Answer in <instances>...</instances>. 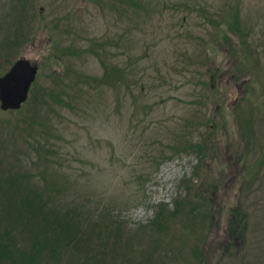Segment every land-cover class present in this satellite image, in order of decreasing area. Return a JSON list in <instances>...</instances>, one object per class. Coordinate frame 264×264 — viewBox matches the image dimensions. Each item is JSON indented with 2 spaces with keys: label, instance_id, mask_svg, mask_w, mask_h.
I'll use <instances>...</instances> for the list:
<instances>
[{
  "label": "rangeland",
  "instance_id": "obj_1",
  "mask_svg": "<svg viewBox=\"0 0 264 264\" xmlns=\"http://www.w3.org/2000/svg\"><path fill=\"white\" fill-rule=\"evenodd\" d=\"M19 1L0 0V38L21 23L30 38L8 58L39 72L20 108L0 103V176L38 185L44 211L70 210L121 262L138 264L158 233L149 264H199L197 242L200 264H264V0ZM42 87L47 102L33 98ZM184 178L209 217L177 214L154 231ZM10 199L0 195L3 228ZM80 244L62 248L63 263L89 264Z\"/></svg>",
  "mask_w": 264,
  "mask_h": 264
},
{
  "label": "trees",
  "instance_id": "obj_2",
  "mask_svg": "<svg viewBox=\"0 0 264 264\" xmlns=\"http://www.w3.org/2000/svg\"><path fill=\"white\" fill-rule=\"evenodd\" d=\"M28 1L29 0H20V7L22 5L23 8L27 9L29 5ZM18 21L22 20L19 19ZM20 24L21 23L18 22L12 30V35H14V37H9L8 35L7 38H3L2 41L0 38V74L14 61L8 58L7 54L9 52L11 53L10 50L30 38L24 35V30L22 31L20 29ZM231 28L238 30L240 29V25L236 21V24H231ZM224 35H226L225 38L227 39L230 34L226 33ZM2 47L6 50L3 53H1ZM7 59L10 60L9 65L2 68L1 60ZM47 94L48 93H46L45 89L42 87L40 93H35L33 98L35 99V97L39 95V99L46 101ZM34 104V109L39 108L38 103ZM253 119V115L242 118V120L248 121L249 123H251ZM249 128L248 130L244 127V132L250 137L251 127ZM241 131L243 132V129ZM38 146L40 145H35L34 148L38 150ZM191 147H196L198 149L202 148L201 144L197 143L194 145L192 143ZM12 171H2L3 175L0 176V195L5 193L6 196L8 195V198L11 197L10 200L5 201V208L9 211L7 218V220L9 219V224L4 225L5 228L0 226V264H72L69 263V261L68 263L62 262L61 258L64 254L62 248H64V246L68 247L69 245L78 247L81 245L80 240L85 241L86 246L83 244L84 247L82 246L83 248L81 249L85 251L84 255L89 258V264H137L128 256L127 258L124 257L123 262L118 261L116 255L120 247L112 243L113 241L111 242V239L109 242L105 243L104 237H102V244L106 246V250L102 251V245H100L99 249L98 243L100 244V239L97 240V238L93 236L96 231L89 227L88 236V230L84 231L80 228V223L82 221L75 218V214L72 216L70 210L66 209L61 214H58L55 209V213H52L51 209L44 211L42 208L44 207V202H38L43 194L42 190H39V186L24 179H20V177L17 176L16 173L13 174ZM22 174L26 175L27 173L23 172ZM183 180L186 194L175 199V201H173V206H170L169 203L166 202H161L159 204L156 215L152 219V224L150 226L154 231L162 232L168 227L169 219L171 217H176L177 214H198L201 219L209 217L210 214L207 209L208 203L200 199L195 186L196 184L194 183L195 179L184 178ZM193 190H195L198 200L193 199L194 194L191 196V191ZM196 211L200 212L197 213ZM238 214L239 210L237 211V215ZM114 216H111V214H104L100 217V220L104 222V226L108 227L109 230H111V226H113V220H115L113 219ZM1 217L0 215V218ZM0 222H2L1 219ZM118 225L117 227L121 226L120 224ZM241 225L240 222L235 221V225L231 229L232 231L230 230L232 235H234V231H237L238 235H240ZM112 232L113 230L111 234ZM108 234H110L109 231ZM157 235L158 233L152 237L153 245L147 248V255L141 257L139 261H137L138 264H149L152 260L153 251H157V249L161 248L163 239ZM199 243L197 242L192 250L197 258V262L200 264L202 257ZM126 247L131 249L133 246L128 244Z\"/></svg>",
  "mask_w": 264,
  "mask_h": 264
},
{
  "label": "water",
  "instance_id": "obj_3",
  "mask_svg": "<svg viewBox=\"0 0 264 264\" xmlns=\"http://www.w3.org/2000/svg\"><path fill=\"white\" fill-rule=\"evenodd\" d=\"M39 66L21 56L0 76V103L4 109H18L28 99Z\"/></svg>",
  "mask_w": 264,
  "mask_h": 264
},
{
  "label": "bare ground",
  "instance_id": "obj_4",
  "mask_svg": "<svg viewBox=\"0 0 264 264\" xmlns=\"http://www.w3.org/2000/svg\"><path fill=\"white\" fill-rule=\"evenodd\" d=\"M10 66H11V65H10ZM10 66H9L6 70H4V71L0 74V76H1L2 74H4V73L10 68ZM38 71H39V70H38ZM37 77H38V75H36L35 80L37 79ZM35 80H34V81H35ZM34 81H33V82H34ZM33 82H32V83H33ZM30 92H31V91H30ZM29 95H30V93L27 95L28 98H29ZM12 110H14V109H12Z\"/></svg>",
  "mask_w": 264,
  "mask_h": 264
},
{
  "label": "flooded vegetation",
  "instance_id": "obj_5",
  "mask_svg": "<svg viewBox=\"0 0 264 264\" xmlns=\"http://www.w3.org/2000/svg\"><path fill=\"white\" fill-rule=\"evenodd\" d=\"M211 77L213 78V74L211 75Z\"/></svg>",
  "mask_w": 264,
  "mask_h": 264
}]
</instances>
